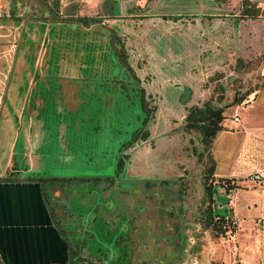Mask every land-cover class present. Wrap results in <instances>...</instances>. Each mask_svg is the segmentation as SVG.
I'll list each match as a JSON object with an SVG mask.
<instances>
[{
    "label": "flooded vegetation",
    "instance_id": "obj_1",
    "mask_svg": "<svg viewBox=\"0 0 264 264\" xmlns=\"http://www.w3.org/2000/svg\"><path fill=\"white\" fill-rule=\"evenodd\" d=\"M263 68L264 0H0L4 175L43 185L66 264H212L216 136L203 129ZM50 83L67 120L18 106L43 107ZM21 142L47 143L64 171L27 177ZM75 195L83 215L65 208Z\"/></svg>",
    "mask_w": 264,
    "mask_h": 264
},
{
    "label": "crops",
    "instance_id": "obj_2",
    "mask_svg": "<svg viewBox=\"0 0 264 264\" xmlns=\"http://www.w3.org/2000/svg\"><path fill=\"white\" fill-rule=\"evenodd\" d=\"M232 108L239 122L223 116L210 154L217 192L213 216L225 217L234 231L227 264H264V83ZM2 141L0 264H66L65 240L43 185L4 175ZM257 173L262 178L251 180ZM225 180L233 186L228 193L221 186Z\"/></svg>",
    "mask_w": 264,
    "mask_h": 264
},
{
    "label": "rangeland",
    "instance_id": "obj_3",
    "mask_svg": "<svg viewBox=\"0 0 264 264\" xmlns=\"http://www.w3.org/2000/svg\"><path fill=\"white\" fill-rule=\"evenodd\" d=\"M264 70V68H263ZM263 70L261 71V75L259 74L260 78L257 80H253V82L250 83L249 86L246 87L245 85V89L244 91H237L236 92V95H238V97H241L243 95H245L247 92H250V91H254L255 89H258L260 86H262V84L264 83V77H263ZM40 88V86H39ZM38 89V87H37ZM37 89L36 91L34 92L35 95H36V92H37ZM248 90V91H247ZM24 92V90H23ZM62 87L60 85H54L53 83H50L49 85H44V86H41L40 88V91L39 93L41 94L40 97L42 98V100H44V104H43V107H36L34 105V103H31L30 104V99L28 101L27 99V96L25 95H21L20 96V102L18 104L19 108L22 109V105L23 106H26V101L28 102L27 103V108H30L33 112H34V116L37 115V110L36 108H39V114H40V119L41 121H44L46 118H48V116H53V122L56 121V122H59L61 120H67L68 117H67V110L63 113L60 114V112H57L55 109H59L60 107H62V111L64 109H66V106L65 105H60L58 104V102H55L56 101V97L57 95H59L61 97V99H64L63 96H61L60 94H62ZM55 99V101H54ZM233 107H237V105H234ZM231 109H228L226 110V119H231L232 117L231 116H234V109L232 107H230ZM8 111H10V108L8 106ZM14 114L10 113L9 114V119H10V122H12V124L10 125H17V120L15 119V117H13ZM60 117V119H59ZM36 118V117H35ZM233 119V118H232ZM55 123V122H54ZM7 142H8V146H9V149L12 148V145L14 144V133L12 130H10V132L8 131V136H7ZM47 146V143H45L44 145V148L43 150H49L50 147H46ZM55 146V145H54ZM31 148H27L26 146L23 147V142L21 143H18L16 145V151H15V154H16V158L18 160V162L20 163V165H23L21 159H22V155H21V148H22V151L23 153H25V157H27V160H26V163L28 164V161L31 162V164H33V166L35 167L34 170H32V172L28 171L25 175L27 177H35V176H41L45 173H48V172H63L64 169L62 168V164H52L51 166V170H50V167L47 166L46 164H49L48 161L44 158L41 157V154L43 156V153L44 151L41 150H38L36 151V148H34L33 145H30ZM57 151V150H56ZM59 151V150H58ZM62 154L64 152H61ZM40 156V157H39ZM42 158V159H41ZM26 164V165H27ZM62 169V170H60ZM213 184V182H212ZM78 188H74L73 190H76ZM82 188H80L78 191H82L81 190ZM92 189H90L91 191ZM65 208L67 210L70 211V213H75V214H79V215H83L84 212H86V210L84 209V204H82V201H81V196L77 197L76 195L73 196L71 198V201L68 202H65ZM217 224H218V235H214L212 240H211V243L209 244L208 242L202 240V258L203 260H206L207 258V252L208 250L211 248L212 249V253H211V256H210V259L209 260H212L211 263L212 264H227V261H226V256L228 254V241L230 240V236H232V232L233 231V228L231 226V224L229 225L228 224V231L224 232L225 231V227H226V223L225 222H222V221H216ZM206 255V256H205ZM208 260V261H209ZM210 262V261H209Z\"/></svg>",
    "mask_w": 264,
    "mask_h": 264
},
{
    "label": "trees",
    "instance_id": "obj_4",
    "mask_svg": "<svg viewBox=\"0 0 264 264\" xmlns=\"http://www.w3.org/2000/svg\"><path fill=\"white\" fill-rule=\"evenodd\" d=\"M251 92L252 91L247 92L245 95H243V96H241L239 98H234L233 102H231L230 104H228L226 107H231V106H234V105H238L239 103H241V101L243 100V98L247 94H249ZM221 112H222V110L218 114H216L215 120H213L212 122H210V124L207 125L203 129V132H204L205 135L210 136V137H215L217 135V133L222 130L223 127L221 126V122H222V120H223L224 117L222 116ZM210 162H211V167L209 169V178H213V166H212L211 159H210ZM221 186L224 188V190H225L226 193H228L230 190L233 189V186L227 180H225L224 183ZM211 188H212V190H211ZM214 198H215L214 197V190H213V187L210 186V193H209V200H210V202L213 203V201L215 200ZM217 221H223V219L219 218ZM226 224L227 225L225 227V231L224 232L228 231V223H226ZM216 230L217 231L219 230L218 226L216 227ZM68 258L69 257H68V254H67V260H69Z\"/></svg>",
    "mask_w": 264,
    "mask_h": 264
},
{
    "label": "built area",
    "instance_id": "obj_5",
    "mask_svg": "<svg viewBox=\"0 0 264 264\" xmlns=\"http://www.w3.org/2000/svg\"><path fill=\"white\" fill-rule=\"evenodd\" d=\"M233 121L234 122H239V118L238 117H234ZM261 178H262V174L261 173H257V174H255V175L250 177V179L254 180V181H259Z\"/></svg>",
    "mask_w": 264,
    "mask_h": 264
}]
</instances>
